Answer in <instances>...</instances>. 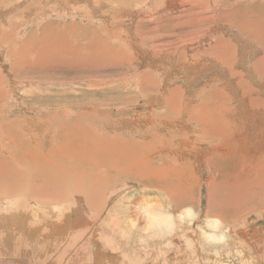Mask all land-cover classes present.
<instances>
[{
  "label": "bare ground",
  "instance_id": "obj_1",
  "mask_svg": "<svg viewBox=\"0 0 264 264\" xmlns=\"http://www.w3.org/2000/svg\"><path fill=\"white\" fill-rule=\"evenodd\" d=\"M13 1L0 0V9ZM44 1L36 12H33L32 2L40 0H30L25 7L19 4L8 10L6 16V12L0 10L2 20L19 9L35 20L26 36L23 30L28 26H22L23 29L18 32L19 39L16 32L12 33L13 27L6 33L0 25V50H4L2 68L7 61L10 62L7 74L0 70V254L8 257L5 259L9 261L12 259L13 262H10L13 264H24L34 259L38 261L40 258L45 259L43 264H149L145 260L140 261L143 258L132 263L123 258L118 261L116 252H105L102 222L107 218V223L109 219L115 227L121 222L119 217L117 220L114 217L116 213L113 216L112 212L102 210L104 203L106 208V195L109 197V191L116 188L114 186L118 182L132 180L145 185L147 191L168 199L171 206L186 207L194 204L196 191L193 190L199 177L196 171L202 168V164L205 166L208 161H218L219 166H223L225 162L238 159L242 166L239 172H243L245 167H253L255 160L264 161V0L253 1L258 6L248 10L251 15L246 21L239 20L241 15L237 16L241 6L230 11L225 4L220 5L221 9L216 0H204V3L200 0H132L133 5L143 6L131 10L134 11L131 14L133 21L136 17L132 37L119 40L103 22L100 38V35H95V30L85 25H68L66 23L69 22L62 21L58 6L72 0ZM114 1V5L127 3ZM52 4L57 6L54 11L50 7ZM56 11V20L43 19V16L53 15ZM122 12L119 8L116 14L120 16ZM213 18L223 23L208 27L215 20ZM232 20L235 22L232 23ZM9 24L16 26L17 22L15 24L10 20ZM230 24L236 32L232 36L233 41L226 33L231 29ZM185 28L192 29V33L183 39V44L174 41V34ZM206 30L210 33L195 35ZM37 33L41 35L37 37ZM113 41L121 44V55L119 46H112ZM250 49L259 54L247 56L246 51ZM173 50L177 52L172 54ZM169 56L168 62L165 58ZM177 56L181 57L179 64ZM183 59H189L190 64L186 62L183 66ZM248 61L251 67L246 66ZM205 62L203 70L193 66ZM172 69H177L178 73L171 82L160 85L156 77L163 79L162 82L168 81ZM216 69L223 75L225 86H218L216 78L204 77ZM58 70L71 74L66 77L71 85L81 72H84L81 73L82 79L88 77L89 84H95V87L100 83L90 80V77L104 75L107 79L102 85L108 87H104L106 90L102 95H105L106 103L110 106L114 104V108L103 104L100 107L101 104L95 103L88 105L82 99L75 104L79 97L69 94L62 95L66 97L63 100L66 102L58 106L44 104L46 97H51L47 92L52 86H47L45 83L48 82L43 79L45 83L37 81L42 90L36 88L30 95L31 101L40 104L38 107H29L27 104L30 103L25 105L14 98L20 92L14 81L26 82V85L35 88L36 76H48ZM75 70L80 71L79 75L78 72L73 74ZM121 70L126 72L119 73ZM156 72L158 76L153 77ZM123 77H129L134 93L125 90L123 85L112 86ZM182 77L187 79L188 84L200 79L203 85L199 91L203 87L208 92L197 95L199 91L191 89L186 92L182 88L169 87ZM134 80L135 83H132ZM212 81L216 83L213 89ZM81 84L78 83L79 86ZM163 85L165 88L158 90ZM156 91L160 92L155 96ZM13 99L14 102H11ZM143 107L148 110L141 111ZM46 108L51 109V113ZM236 150L239 155L234 154ZM258 166L257 169L249 168L251 172L247 177H254L244 181V188L240 191L247 195L251 190L258 189L263 198L260 205L264 206V163ZM221 170L218 169V172ZM221 176L225 174L221 173ZM210 192L209 195L212 194ZM163 209L155 200L141 204L134 211L135 218L142 222L137 228L162 237L171 234L177 237L174 240L179 245L176 244L175 252L171 254L170 250L161 252V249H155L156 254L150 264H170L177 258L174 255L182 250V245L183 250L193 257L188 261L191 264L200 260L206 264L246 262V254L230 255V259L224 260L215 253H199V247L203 246L195 237L188 238L186 232L184 235L177 234L181 232L179 226L182 221L194 219V210L186 208L175 217L170 207ZM212 222L215 228L221 223L220 220ZM132 225L131 228H134L135 225ZM113 234H110L111 237ZM215 238L223 240L224 236ZM207 240H214V236H208ZM37 242L44 252L38 249L40 245H36ZM164 245L168 246L169 241H164ZM160 255L162 261L158 260ZM183 255L185 259L189 256ZM0 264L5 262L0 260Z\"/></svg>",
  "mask_w": 264,
  "mask_h": 264
},
{
  "label": "rangeland",
  "instance_id": "obj_2",
  "mask_svg": "<svg viewBox=\"0 0 264 264\" xmlns=\"http://www.w3.org/2000/svg\"><path fill=\"white\" fill-rule=\"evenodd\" d=\"M28 1H30V0H14L13 2H10L11 5H9L10 3L5 4L3 9L1 7L0 10H1V12H3V11L6 12L4 15V16H6L8 14V10L10 11L14 7L20 6V5L22 7H25L27 5ZM43 1L44 0H40V2H32L33 12L38 11V8H40L43 5V3H42ZM60 1L63 2L65 0H60ZM94 1L95 0H93V1L92 0H78L75 3H73L74 0H72V1H70V3L61 4V6H58V11H60L62 16H63L61 18L62 21L66 20L65 22H69V23H66L68 25H73V24L85 25L86 27L91 28L92 30H95L96 31L95 35L96 36L100 35L99 36L100 38H102V35H103L102 34L103 31L101 29H102V24L104 23V24H107V26H108L106 28L110 29L113 33L115 32L114 34L116 35L118 40H119V38L120 39L125 38V37L127 38L128 36H129L128 39H130L132 37V32L134 31L133 25L136 22L135 21L136 17H134V21H133L132 15L134 14L135 9L139 8V7L141 8L143 6V4H142V6L140 4H137V6L133 5L132 0H121L122 2H127L124 5H121V4H115L114 5L113 4L115 2L114 0H106V1L105 0H96L95 2ZM116 1L121 2L120 0H116ZM201 1L204 3V0H200V2ZM225 1L226 2L224 3V0H216V4L219 2L218 4H219L220 8H221V6H225V4H226L225 8L227 10H230V11L231 10H237V8H239L241 6L240 7L241 9L239 8L238 11H239V13L241 11L242 12L239 14V13H237L238 12L237 11L236 13H237V16L241 15L239 20H245L246 21V19L249 17V15H251V14H249L248 10H252L254 7L258 6V4L253 3V1L261 2L263 0H261V1L260 0H245V1L244 0H235V1L228 0V2L230 1L229 3L227 2V0H225ZM238 1H240V2H238ZM246 1H248V2H246ZM44 2H46V1H44ZM128 2L130 3L129 5H128ZM234 2H236V3H234ZM239 3H240V5H239ZM241 4H243V6ZM252 4H254V5H252ZM255 4H257V5L255 6ZM7 5H9V6H7ZM55 6H56V4H52L50 6L53 11L56 10ZM122 6H124L125 8L123 9ZM250 7H252V8H250ZM111 8L113 10H111ZM119 8L121 11H123L120 16L116 14V12H119ZM221 9H223V8H221ZM131 10H134V11H131ZM58 11H56V13H53L54 17H53V15L43 16V19L56 20L55 18H57ZM20 12H23V14H19ZM246 12H248V13H246ZM209 16H211V14H209ZM213 19H215V18H213ZM5 20H7V21H5ZM10 20L14 21L15 24L17 22V25L11 26L9 24ZM148 20L152 21V19H146V21H148ZM215 20L212 21L213 24L210 22L211 25L208 27H211V26L217 27L216 25H214V23L217 24L218 22H220V24H221L222 20L218 19V21L216 20L217 22ZM34 21L35 20L33 17H29L28 13H25V11H23L21 9L17 10V12H12L7 19L2 20L0 17V25L4 28V32L7 33V31H9L11 27H13L12 33L16 32L18 39H19L18 32L21 29H23L22 26L23 25L28 26L27 28H24V30H23V34H25V36H26L28 31L31 29V26L33 24H35ZM231 22L234 23L235 21L232 20ZM41 23L42 22H40V24ZM222 23H223V21H222ZM120 24H124L125 26L120 27ZM230 25H231V29H229L230 31H226V33L228 32L227 34H228L229 39L231 41H233L232 36L235 35L236 32L234 30H232L234 28V27H232L233 24H230ZM183 30L185 32L180 30L179 32H176V34H174L175 35V36H173L174 41H178L179 43L183 44V42L185 41V40L183 41V39L184 38L186 39V37L190 33H192L191 32L192 29L190 30L188 28V30H187V28H185ZM198 30H199V28H198ZM199 33L200 34L201 33L209 34L210 32L209 31L207 32V30L205 32L198 31V33H195V35H200ZM182 34H184V35H182ZM36 35H38L37 37H39L41 35V33H37ZM242 37H243V39H245L244 38L245 36H242ZM242 37H241V39H242ZM18 39H16V42L18 41ZM103 40L107 43V40H105L104 38H103ZM249 40H251V39H249ZM79 43L81 45L83 44L82 41H79ZM111 44L113 47L119 46V48L118 47L117 48H118V50H120L119 54L121 55V53H122L121 44L119 42H118V44L117 43L115 44V41H113ZM259 44H260V46H262V44L260 42H259ZM11 47L13 48L15 46H11ZM262 47H264V46H262ZM1 50H0V52H1V54L2 53L3 54H2V56H0V61H1L0 70L3 72V74H7L6 69L8 68L10 62H8L6 60L7 61L5 63L6 66H4L2 68V64H3L2 58L4 56V50L3 49H1ZM253 51H255V50H253ZM253 51H251V49L246 51V53L248 52L247 56L255 57L259 54L258 52H253ZM174 52H177V50H173L172 54ZM132 53H133V51L131 52V54ZM123 54H124V52H123ZM131 56L133 57V55H131ZM170 58H171V56L165 58V60H167L169 62ZM176 58H177V64L181 63L180 62L181 57L177 56ZM168 62H166V66L169 65ZM182 62H183V66L186 62H187L186 64H190L189 59H186V60L183 59ZM206 64H207V62L200 63L201 66L199 64H197V66L193 64V66H194V68L203 70L204 66ZM119 66H120V64H119ZM246 66L251 67V65L249 64V61L246 63ZM116 67H118V66H116ZM125 72L126 71H124V70L119 71V73H122V74H124ZM169 72L171 74L169 75V73H167L170 77V79L167 78L168 81L164 80V82H162L163 79H161L158 76L157 72L154 73L155 76L153 75V77L158 76V77H156V80L160 85L164 84V83L166 84V83L171 82L172 77L176 73H178L177 69H172V71L170 70ZM74 73H77L79 75L80 71L75 70V71H73V74ZM81 73L83 74L84 72H81ZM81 73L79 75V78H76V80H73L72 85L66 81L67 80L66 77H68V74L69 75H71V74L67 73V71H65V70H64V72L63 71L60 72V70H58L55 73H50V75H48V76H40V75H39V77L36 76L35 78H37V77L38 78L37 79L34 78V82L37 84V86L35 88L28 85V84L26 85V82H24L25 84L24 83L21 84L19 81H17V82L14 81V84L17 87H20L19 94L16 95V97H14V98H18V100L20 99L25 105L27 103H30V104H27L29 107H33V105L35 108H36V106L38 107L40 104L36 103L35 101H31L32 97L30 95L33 93L34 90H36V88L38 90H42V88H40L41 84H38V83L39 82L42 83L45 81L48 83H45V82L44 83L47 86L51 85L53 89L52 88L50 89V91H49L50 93L47 92V95L48 96L50 95L51 97L50 98L46 97V102L44 104H47V103L51 104L52 103V105L58 106L61 103L66 102V101H63L66 99V97L63 98L62 95H64V94L68 95L69 94L71 96L76 95L79 97V99L75 102V104L77 102H80L83 100L88 105L95 103V104H101L100 107H102V104H103L104 106H108V107L113 109L114 104H112V106H110L108 103L105 102V98H104L105 95H102V92H104L106 90V89H104V87H108V86L102 85V83L107 78L104 75L94 74V76L90 77V80L96 81V83H100V86H101V87L100 86L95 87L94 86L95 84L94 85L89 84V78L88 77L82 79L83 75ZM87 75H92V74H87ZM204 77L212 78V79L216 78L218 80V82H216V83H218L217 84L218 86H220V85H221V87L225 86L224 77H223V75L220 74V71H218L217 69L210 71L208 74L204 75ZM184 78L185 77L180 78V80H178L176 84L174 83L173 85H170L169 87H171V89H173L175 87L182 88V91H186V92L190 91L191 89L193 91H199V89H201L200 87L203 84L199 82L200 79H197L194 81L192 80L190 82V84H188L187 79L186 78L184 79ZM122 79L123 80H118V83L116 85H112V86H114L116 88L118 85L119 86L123 85L125 90L134 93L133 87L130 85L131 83L128 82V80H130L129 77H123ZM77 80H78V83H80V84L82 83L81 86L78 85ZM37 81H39V82H37ZM135 81L136 80H134V82H132V83H135ZM57 83H61V84H57ZM212 83L213 84H212L211 89H213L215 87V84H216L213 81H212ZM24 85H26V86H24ZM163 86H164L163 88H162V86H159L158 90H163L165 88V85H163ZM28 88H31V89H28ZM29 90H31V91H29ZM159 92L160 91H156L154 93V95L156 96V93H159ZM207 92H208V89L202 87V91H199L197 95H203V94H206ZM12 93H15V92H12ZM38 95H40V94L38 93ZM10 101L14 102V99L10 100ZM29 101H31V102H29ZM138 103L140 105L142 104L140 102H138ZM228 103L231 106H233V104L231 102H228ZM135 107H138V105H135ZM49 108H50V105H49ZM49 108H46V110L48 111V113H51V109H49ZM126 109L124 111H127ZM146 110H148V108H146V107H143L141 109V111H146ZM124 111H122V114L124 113ZM28 113H30V112H28ZM30 118H32V116ZM33 120H36V118H33ZM37 131H39V130H37ZM188 133L193 135L192 132H188ZM200 143H202V142H200ZM200 143H198V144H200ZM234 154L239 155V151H237V150L234 151ZM254 162H255V164L253 167H250V165H249V166L245 167L246 170H244L243 172H239V170L242 169V166H241V162L238 161V159H235L234 161L225 162V163H223V166H219L218 161H212V162L208 161L206 164H204L205 166H203V164H202L201 165L202 168L199 167L196 171L198 173L197 175H199V177H198L197 187H196V189L193 190V192L196 191L195 198H193L194 204L189 205V206L187 205L186 207L182 206L179 208H175L174 206L170 205L169 201H167L168 199L161 197V196H158L159 194H157L155 192L147 191L146 190L147 188L144 187L145 185L137 184L132 180H127L126 182H124V180H123V182L122 181L118 182L114 186L116 188L111 189L108 193L109 197H112V196H114V197L112 199H110L106 195V201H105L106 202V208H104L105 203L102 207L103 211L105 210L106 212H112L113 216L115 215L114 213H116L117 217L114 216L116 218V220L118 217L120 219L122 218L121 220L118 219L119 222L121 221L119 223L120 227L117 225L118 227L116 226L117 227L116 228L114 226V224L112 222H110L109 219H108V223H107V218L105 221L104 220L105 215L103 216V220L105 222L102 220L103 221L102 222L103 223L102 224V232L104 231V234L105 233L107 234L108 231H110L112 234L114 233L113 234L114 236H116V237H114L112 235V237H111L110 232L107 235H104L102 233V236H104V238L102 237V244H103L102 246H103V248H105V252L106 253L108 252V254L109 253L112 254V252H116L117 253L116 255L119 256V257H117L118 261L121 258H123L124 260L125 259L130 260L132 263L134 260L138 261L139 259L143 258L140 261L145 260L149 264L152 262L151 260L153 259V256L156 254L155 249H161V252L163 250L164 251L170 250L171 254L174 253L176 250V247L179 245L178 243H176V240H174L177 237H175L172 234L171 235H165L164 237H162L161 235H158L156 233L150 234L144 230L137 228V226L139 227V225H141L142 222H141V219L138 220L139 219L138 217H136L137 219L135 218L134 211L141 204H144V203L150 202V201L155 202V200H157L159 202V204L162 206V209H163V207H165V209L168 210L170 207V210L173 211V213H174L173 215L175 217H178V215L181 213V211L183 212V210L186 208H192L194 210V212H195L194 219H192L191 221H188V220L182 221L180 223V226H179L181 228V230H180L181 232H177V234L184 235V233L186 232L189 235L188 238L195 237L194 239L196 241L200 242V244L203 246V248H201V246L199 247V250H200L199 253L200 252H201V254L202 253L203 254L204 253L205 254H212L213 253V255L215 253V255L216 256L218 255V257H222V258L224 257L223 258L224 260H226V258L230 259L231 256L244 255V254L249 256L248 254H250L249 257L246 256V258H245L246 262L241 263V264H264V208H263L264 206L260 205L263 198H261L262 197L261 193L257 192L258 189L251 190L252 192H249L247 195H243V192L240 191L241 189L244 188L243 187L244 181L246 182L247 179H251L254 177V176L247 177V174H249L251 172V170H249V168L257 169L259 167L258 165L260 163L261 164L264 163V161H258V160H255ZM218 169H222V170L218 172ZM221 173H224L225 176L224 177L221 176ZM233 185H236V186L233 187ZM133 186H134V188H133ZM218 187H219V189H218ZM210 190H211L210 193H212V194H210L211 196L208 194V192ZM212 190H214V191H212ZM117 191L119 193L116 195ZM126 191H128V192H126ZM213 193L214 194L217 193V195L214 196ZM149 198L150 199L152 198V199L150 200ZM167 206H168V208H167ZM121 209H123V210L121 211ZM217 209H218V211H217ZM109 210H111V211H109ZM118 211L121 214H117V213H119ZM219 211H221V212H219ZM122 216L125 218H123ZM130 216H132V217H130ZM132 218L135 220H133ZM218 218H220V219H218ZM127 219H129V220H127ZM130 219H131V221H130ZM215 220L221 221V223L219 222L220 224H218L216 228L214 226V223L212 222ZM125 222H126V224H124ZM135 222H136V224H135ZM139 222H140V224H139ZM104 223H106V224H104ZM131 223H133L135 225L134 228H131ZM107 224L110 226H108ZM103 225L105 228L103 227ZM134 225H132V226H134ZM110 227H112V228H110ZM119 228H121L123 230V232ZM118 229L120 231H116ZM105 230H106V232H105ZM112 230H113V232H112ZM115 231H116V233H115ZM119 232L121 234L124 233V234H122L123 236L121 234H118ZM99 234H100V232H99ZM220 235L224 236L223 240H217L215 238L216 236H220ZM148 236H150L151 238H148ZM208 236H214V240H207ZM116 238H118V239L116 240ZM106 239H108V240H106ZM105 240H106V242H105ZM113 240L117 243L113 242ZM146 240H147V242H146ZM164 241L165 242L169 241V245L165 246ZM196 241H194V243H196V246H199V243ZM100 242H101V240H100ZM104 243H105V245H104ZM176 244H178V245H176ZM36 245H40V247H38L39 250L41 249V251H43V252L45 251V250H42L41 244H38V242H37ZM181 248H182V250L179 251L178 253H175V255H174V257H177V258H175L172 262L170 261V264L171 263L172 264H175V263L179 264L181 259H183L184 261H182V263L180 262V264H191L188 261H190L193 258V257L191 258L192 255H190V253H186L183 250V245L181 246ZM38 249H36V251ZM183 254H188L189 256L188 257L186 256V259H185V256ZM5 257H6L5 255L0 254V260L2 262H5V264H13L12 259H10V261H12V262H10L9 259H5ZM161 257H162L161 255L158 257L159 261H162ZM6 258H8V257H6ZM188 258H189V260H188ZM201 259H203V258H201ZM44 260H45L44 258H40L38 261L35 259L31 260V261L28 260L24 264H32V263L43 264ZM197 260H199V259H197ZM47 261H48V263H51V260H47ZM156 264H159V263H156ZM197 264H206V262L203 260L202 261L200 260V261H197Z\"/></svg>",
  "mask_w": 264,
  "mask_h": 264
}]
</instances>
